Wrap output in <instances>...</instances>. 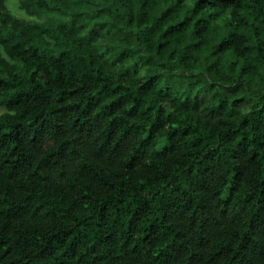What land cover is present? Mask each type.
Instances as JSON below:
<instances>
[{
    "label": "trees",
    "instance_id": "trees-1",
    "mask_svg": "<svg viewBox=\"0 0 264 264\" xmlns=\"http://www.w3.org/2000/svg\"><path fill=\"white\" fill-rule=\"evenodd\" d=\"M144 4H149V12L141 11L132 18L143 21L147 15L155 22L156 31L143 36L145 54L136 55L135 43L104 39L106 33L101 34L99 29L112 23L107 17L94 23L89 20L94 29L92 39L100 36L110 50L108 59L103 61L108 67L99 78L82 73L83 85L77 79L73 70L83 64L80 53L85 50L80 42L62 53L60 62L51 61L57 71L49 87L41 84L47 71L39 76L33 72L28 79L20 77L11 101L5 102L0 96L4 112L15 106L27 114L25 119L10 122L9 132L0 134V193L6 196L0 199V243L16 237L14 255L19 256L10 264H147L143 260L148 255L144 248L169 237L168 247L152 264H185L182 232L173 234L169 227L181 219L180 210L193 204L202 193L192 188L185 194L181 184L155 199L132 184L114 181L119 175L116 171L102 173L105 168L119 167L123 149L114 153L113 146L122 135L128 134L129 140L152 136L160 141L165 132L171 139L172 131H181L179 127L164 129L167 100L165 96L156 100V85L151 89L134 87L139 82L135 75L145 63L148 67L142 79L154 73L163 76L152 56L153 51L163 47L159 41L163 39L169 48L174 47L180 61L186 56L215 57L209 78H218L212 79L207 88L217 87L228 94L232 88L221 80L229 78L227 74L233 71L236 57L255 50L260 54L255 59L264 60L261 28L255 23L264 15V0H144L141 9ZM164 15L167 19H155ZM132 18L129 31L135 29ZM33 20L28 15L21 17L20 22L28 24ZM71 23L60 22V30L65 31ZM193 40L195 44L191 43ZM121 56L123 59L117 62ZM28 59L33 63L43 61V54L32 50ZM129 67L131 75L125 73ZM235 67L247 71L251 65L245 61ZM159 83L157 79L156 84ZM12 86L11 81L0 80V91ZM156 104L158 112L146 115V110ZM3 118L8 119L6 115ZM27 120L35 126L28 125ZM258 137H264V117L259 116L250 126L245 120L235 129L228 127L218 133L219 143L232 149L229 155L244 153L252 144L264 147V142L256 143ZM12 142L15 146L11 151H4ZM69 165L76 182L64 180L61 184L64 169ZM164 171L155 169L153 176ZM44 181L49 182L47 187L52 192L47 199L37 190ZM192 183H197L195 177ZM143 231H148V235L134 240ZM197 242L204 243L206 239L199 236L193 241ZM233 242L239 246L237 254L242 256L254 252L257 246L264 247V190L250 209L247 231L239 233Z\"/></svg>",
    "mask_w": 264,
    "mask_h": 264
},
{
    "label": "clouds",
    "instance_id": "clouds-1",
    "mask_svg": "<svg viewBox=\"0 0 264 264\" xmlns=\"http://www.w3.org/2000/svg\"><path fill=\"white\" fill-rule=\"evenodd\" d=\"M142 3L144 0H131V3L129 0H17V10L11 12L6 0H0V80L11 81L13 85L0 91V96L4 97L5 102L11 101L16 95L14 86L20 77L28 79L33 72L39 76L47 71L48 76L41 80V84L49 87L56 79L57 71L51 61L60 62L62 53L75 48L80 42H83L81 47L85 50L80 53L83 64L73 70L77 79L83 85L82 73L99 78L100 73L108 67L103 65V61L108 59L110 50L100 36L92 39L94 29L88 24L89 20L94 23L101 17H107L112 23H105L99 29L101 34L106 33L104 39L135 43L136 55L145 54L147 49L143 36L156 29L155 22L147 15L143 21L132 18L141 11L145 14L149 12V4H144L141 9ZM28 15L34 17L33 22L21 23V17ZM130 18L132 25H135L132 31H129ZM227 18L231 19L230 16ZM155 19L162 21L167 19V15ZM65 20L72 23L62 32L60 22ZM260 21H264V15L255 21L261 28L259 39L264 41V24ZM249 35H252L251 31ZM138 37L141 39L138 40ZM191 43L195 44L196 41ZM159 44L163 47L153 51L152 56L163 76L154 73L142 79L148 67L145 63L135 75L139 82L134 87L151 89L156 85V100L160 96H165L167 100L166 112L163 113L166 118L164 129L179 127L181 131H172L171 139L169 133L165 132L160 141L152 136L129 140L128 134L122 135L113 146L114 153L123 149L119 167L105 168L102 174L116 171L119 175L114 177V181L132 184L139 192L147 191L148 196L155 199L181 184L185 194L192 188L202 193L193 204L180 210L181 219L169 227L173 234L182 232L186 249L185 264H264V247L257 246L254 252L242 256L237 254L239 246L233 242L239 233L247 231L250 209L260 197L261 190H264V147L257 148L252 144L244 153L229 155L232 149L219 143L218 138L222 129H235L245 120L249 121L250 126L257 116L264 117V60L255 59L260 55L255 50L236 57L233 71L227 74L229 78L221 80V83L232 88L228 94H224L220 88H207L212 79L218 78H209L211 61L215 57L186 56L180 61L174 47L169 48L163 39ZM32 50L37 55L43 54V61L31 62L28 57ZM122 59V56L119 57L117 62ZM245 61L251 68L247 71L237 70L235 65H243ZM133 64H136L135 60ZM136 66L139 67V64ZM125 73L131 75V67L125 69ZM157 79L159 84H156ZM158 110L159 104L150 106L146 115ZM5 115L8 119L3 118ZM26 115L15 106L6 112L0 111V134L11 130L7 126L10 122L25 119ZM27 124L35 126L31 120H27ZM151 127L150 123L149 129ZM262 142L264 137H258L256 143ZM14 146L12 142L4 151H11ZM158 168L165 171L154 177L153 170ZM71 173L72 165H69L59 182L62 184L64 180H70L74 184L76 181ZM193 177L197 180L196 184L192 183ZM48 183H39L37 189L43 193L44 199L52 195ZM176 191H180L179 187ZM3 198H6L5 194L0 193V199ZM156 223H160V220ZM144 235H148V231L138 233L134 240L142 239ZM199 236H203L206 242L194 244L193 241ZM170 239H164L150 248L145 247L144 252L148 255L143 256V260L152 264L160 252L168 247ZM15 240L16 237H11L7 243H0V257H3L0 264H10L11 260L19 259L14 255L17 251L13 247ZM10 247L13 251H9ZM6 252L8 255H5Z\"/></svg>",
    "mask_w": 264,
    "mask_h": 264
},
{
    "label": "rangeland",
    "instance_id": "rangeland-1",
    "mask_svg": "<svg viewBox=\"0 0 264 264\" xmlns=\"http://www.w3.org/2000/svg\"><path fill=\"white\" fill-rule=\"evenodd\" d=\"M9 10L15 12L17 10V0H6ZM5 108L0 106V111H4Z\"/></svg>",
    "mask_w": 264,
    "mask_h": 264
}]
</instances>
